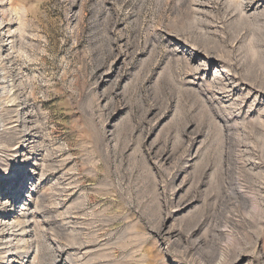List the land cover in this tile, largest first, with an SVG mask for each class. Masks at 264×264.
<instances>
[{"label":"rangeland","instance_id":"obj_1","mask_svg":"<svg viewBox=\"0 0 264 264\" xmlns=\"http://www.w3.org/2000/svg\"><path fill=\"white\" fill-rule=\"evenodd\" d=\"M12 5L0 263L264 264V0Z\"/></svg>","mask_w":264,"mask_h":264},{"label":"bare ground","instance_id":"obj_2","mask_svg":"<svg viewBox=\"0 0 264 264\" xmlns=\"http://www.w3.org/2000/svg\"><path fill=\"white\" fill-rule=\"evenodd\" d=\"M6 1V2H5ZM13 2H14V0H0V18H1V21L3 22L4 21V19H5V17H10L9 19H7V21H8V23H7V25L4 27V28H2L1 26H0V29H2L1 30V32H3V33H5L6 34V40L5 41H7L8 43L5 45V43L3 42V40H2V42H3V44L5 45V46H0V57H1V51L2 50H4L5 48H8L9 47V50L10 49H12V50H17L18 49V47H17V41H18V39H17V33L18 34H20V35H22L23 34V31H24V29H25V20H24V17H23V13H25V9L22 7V6H14V5H12L13 4ZM5 3H10L9 4V6H10V8L9 9H6V4ZM8 8V7H7ZM12 14H15V17H14V15H12ZM6 20V19H5ZM0 21V22H1ZM19 23V28L18 29H16V30H13V27H12V25L13 24H15V23ZM3 25V24H2ZM17 25V24H16ZM7 28V29H6ZM5 29H6V31H5ZM25 32V31H24ZM1 39V38H0ZM1 43V42H0ZM18 52H19V50H18ZM228 86V85H227ZM13 87V86H12ZM251 90V89H250ZM7 93V92H6ZM4 94H5V92H4ZM10 94V93H9ZM247 94V93H246ZM2 96H5V95H2ZM8 96V95H7ZM14 96V95H13ZM15 97V96H14ZM8 98V97H7ZM11 98V97H10ZM13 98V97H12ZM7 100V99H6ZM245 100V99H244ZM7 104V103H6ZM3 104L0 102V106H2ZM14 105V104H13ZM22 105V104H21ZM13 107V106H12ZM18 107V106H17ZM1 108H3V107H1ZM6 108V107H5ZM4 109V108H3ZM10 110V109H9ZM16 110V109H15ZM4 111V110H3ZM2 112V111H1ZM3 113V112H2ZM1 113V114H2ZM15 113V112H14ZM0 114V115H1ZM17 116H19V115H17ZM10 119V118H9ZM27 119V118H26ZM245 119V118H244ZM2 120V119H1ZM0 120V121H1ZM225 120V119H224ZM13 122H15L14 120H13ZM13 122H10L9 123V126H13L15 123H13ZM5 126V125H4ZM8 126V127H9ZM18 126V125H17ZM34 126V125H33ZM6 128V126H5V130L6 131H8V130H12V129H15V126H13V127H9V128ZM30 130V129H29ZM6 133H8V132H6ZM12 133V132H11ZM23 137V136H22ZM33 138L31 137L30 139H28L27 140V142L26 143H29L28 144V147H30L29 145L33 142L34 143V141L32 140ZM24 140V139H23ZM24 143V142H23ZM27 147V148H28ZM31 147H32V145H31ZM21 148H23V147H21ZM20 151V150H19ZM29 169H33V168H31V167H28L27 168V170H29ZM27 170H25V171H27ZM24 172V171H23ZM19 174V172H17V173H14V174H12L14 177L12 178V179H9V180H13V179H15L16 177V175H18ZM24 174H21L20 176H23ZM25 176V175H24ZM4 183H5V181H1L0 182V185H4ZM240 194V193H239ZM30 208L28 207V209L24 212V214H22V215H19V216H17V217H14L15 219V221H14V227H12V229L13 228H15V227H22V231H23V236H29V235H27V231H28V229L31 227L32 228V226H34V225H32L34 222H32V224H30V225H28V223H29V216L26 214L27 213V211L29 210ZM31 210V209H30ZM29 214V213H28ZM32 215V214H31ZM33 219V217L31 218V220ZM6 220H8L7 218H4V221H6ZM8 221H12V220H8ZM5 224V223H4ZM9 224V223H8ZM5 226V225H4ZM35 227V226H34ZM62 227V226H61ZM7 228V227H6ZM38 228V227H37ZM34 229V228H33ZM32 230V229H31ZM36 230V229H35ZM1 231H2V229L0 230V233H1ZM4 231V230H3ZM2 231V232H3ZM4 233V232H3ZM5 234H0V236L1 237H3ZM32 235V234H31ZM30 235V237L29 238H32V236ZM6 238V237H5ZM34 238V237H33ZM28 239V238H27ZM26 239V240H27ZM25 242V241H24ZM28 242V241H27ZM6 244V243H5ZM28 244H30V243H28ZM11 245V244H10ZM0 246H2L1 245V243H0ZM8 246V245H7ZM25 246V245H24ZM17 248V247H16ZM27 248V247H26ZM11 249V248H10ZM10 249H7V251L6 252H9V251H12V250H10ZM23 249H25V248H23ZM257 249V248H256ZM6 250V249H5ZM28 250H29V248H28ZM14 251V250H13ZM17 251V250H16ZM24 251V250H23ZM22 251V252H23ZM2 251L0 250V254H3V253H1ZM21 252V253H22ZM20 253V255H23V254H21ZM30 253V252H29ZM13 254H15V253H12V255H10V256H12V261L14 260L15 261V257L14 256H16V254L15 255H13ZM240 254V253H239ZM258 254V253H257ZM18 255H19V253H18ZM261 255V254H260ZM257 256V255H256ZM27 256H24L23 257V259L24 258H26ZM221 257H224V256H221ZM263 257V256H262ZM3 259L5 258V257H2ZM11 258V257H10ZM9 258V259H10ZM31 258V257H30ZM253 258V257H252ZM16 259H19L18 257H16ZM220 259H222V258H220ZM224 260H225V258H223ZM5 260V259H4ZM21 260V259H20ZM233 260H235V258L233 259ZM258 260V259H257ZM222 261V260H221ZM263 261V260H262ZM21 262V261H20ZM30 261H28V263H29ZM234 262V261H233ZM236 262V261H235ZM220 263V262H219ZM221 263H223V262H221ZM220 263V264H221ZM228 263H230V262H228ZM257 262H254V264H256ZM0 264H2V263H0ZM16 264H23V263H16ZM249 264H251V263H249Z\"/></svg>","mask_w":264,"mask_h":264}]
</instances>
